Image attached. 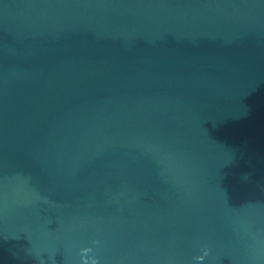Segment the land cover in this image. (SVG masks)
Masks as SVG:
<instances>
[{"label": "water", "instance_id": "1", "mask_svg": "<svg viewBox=\"0 0 264 264\" xmlns=\"http://www.w3.org/2000/svg\"><path fill=\"white\" fill-rule=\"evenodd\" d=\"M0 264H264V0H0Z\"/></svg>", "mask_w": 264, "mask_h": 264}]
</instances>
